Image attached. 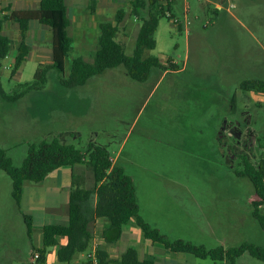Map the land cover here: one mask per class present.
<instances>
[{
	"label": "rangeland",
	"instance_id": "374dc122",
	"mask_svg": "<svg viewBox=\"0 0 264 264\" xmlns=\"http://www.w3.org/2000/svg\"><path fill=\"white\" fill-rule=\"evenodd\" d=\"M181 1L174 5L173 16L183 23ZM188 5V32L170 19L159 20L156 47L144 56L158 58L163 67L153 68L144 82L132 80L118 66L93 76L83 86L67 89L60 84V75L50 71L42 89L14 102L0 96V149L7 152L14 167H20L29 144L57 137L84 152L94 142L106 147L111 161L133 179L143 220L151 227L157 225L167 240L181 239L207 249H230L244 243L264 247V230L253 217L254 207L245 203L259 198L248 179L240 176L243 155L254 166L264 159V94L240 89L243 81L264 82V52L257 44L258 40L264 48V36L249 20L245 19L249 25L244 24L252 36L224 11L213 15L214 6L203 0H188ZM12 6L27 8L21 1ZM15 31L8 24L3 27V33L14 41L1 70V86L7 95L19 93L24 89L19 84L33 80L39 65L35 54L45 64L51 60L50 41L45 44L27 37L30 53L11 76L19 41ZM116 39L122 37L117 33ZM134 41L131 49L125 47L126 55H131ZM79 55L69 52L65 76L72 59H85ZM251 116L253 131L246 128ZM221 140L237 151L235 159L224 158L226 150L217 146ZM90 175L83 186L92 185ZM23 187L26 194L45 190L31 182ZM11 191L10 178L0 170V264H27L32 245L42 237L41 226L62 219L51 221L30 200L18 210ZM58 203L61 210L63 203L60 199ZM258 211L264 217V204ZM23 213L32 217L31 238ZM185 255L191 259L185 264H214L208 258ZM235 264L264 262L243 254Z\"/></svg>",
	"mask_w": 264,
	"mask_h": 264
},
{
	"label": "trees",
	"instance_id": "16d2710c",
	"mask_svg": "<svg viewBox=\"0 0 264 264\" xmlns=\"http://www.w3.org/2000/svg\"><path fill=\"white\" fill-rule=\"evenodd\" d=\"M157 1L136 0L131 9V14L139 18L141 22L132 55H126L124 45L116 40L118 27L109 22H102L98 25L97 49L93 54L92 61L88 62L80 57L72 59L67 76H65V61L73 41L66 31L69 18L64 1L40 0L35 9L15 10L3 16L2 12L9 11V9H0V80L2 63L14 45V41L3 33L6 22L17 24L19 31V41L15 49L11 76L16 74L30 52V47L25 42L29 22L35 21L47 27L51 35V63L39 64L33 80L18 85L24 88L19 93L14 92L7 95L2 89L0 81V96L6 101L14 102L29 91L40 90L45 86L50 71H55L60 75L59 82L62 87L67 89L83 86L93 76L118 66H123L132 80L146 81L153 68H162V66L158 58L145 57L144 52L155 49L154 34L159 20L165 18L166 10L169 11L172 6V3H168L165 8L157 6ZM150 7H153L155 12L150 11ZM146 10L148 11L144 17L143 14ZM123 14V11L117 12V23ZM240 89L244 92L264 94V82L243 81L240 84ZM241 161L243 169L240 176L248 179L254 194L259 198V201L251 202L254 207L253 217L264 230V217L258 211L259 206L264 204V159H261L257 166L252 165L246 155L241 157ZM76 165H84L86 171L91 174L92 185L90 187L81 186L78 177L73 172L68 198V221L65 225L43 227V247L33 249L38 254L36 264H46L48 249L53 247H57V261L70 264L75 254L86 252L89 249L93 239L92 225L99 218L105 221L102 235L107 242L118 239L122 227L133 219L145 239L160 244L165 250L172 253L190 254L197 259L208 258L214 264H235L243 254H248L252 258L264 262V247L253 244L244 243L230 249H224L222 246L207 249L203 245H195L181 239L167 240L139 215L132 178L125 173L122 167L112 163L109 152L102 145L90 142L86 150L81 152L73 145L62 143L57 137L51 140H42L37 144L28 145L26 157L20 167H14L7 152L0 149V170L11 180V197L18 209H20L25 182L38 184L55 170L61 167L73 168ZM22 215L27 235L31 238L32 218L26 214ZM58 237H65L66 245H58ZM96 260V264H109L110 262L102 249H97ZM116 264H154V261L140 260L137 250L134 247H128Z\"/></svg>",
	"mask_w": 264,
	"mask_h": 264
},
{
	"label": "crops",
	"instance_id": "0c3cea01",
	"mask_svg": "<svg viewBox=\"0 0 264 264\" xmlns=\"http://www.w3.org/2000/svg\"><path fill=\"white\" fill-rule=\"evenodd\" d=\"M18 1L23 2V5L27 7L25 9H20V10H30V9H35L40 0H23V1L0 0V9H5V8L9 9V11H3L1 15L3 16L9 14L11 11H15L16 9L14 8V6H12V3ZM63 1L66 6L67 15L69 18V25L66 30L67 35L72 39L73 41L72 45L74 44L73 47L71 46L70 51L75 53V55L82 54L83 57H85V59L87 60L91 58L93 59V54L97 49V38L99 36L98 25L102 22H109L113 26H117L118 34L122 37V40L119 42H121L124 45V49L127 46L129 47V49L132 48L133 40L135 38L136 41L141 25L140 19L131 14V9L135 4L136 0H68V2L66 0ZM203 1H205L208 4H212L214 6V9L210 11L212 12L213 15L218 17L220 12L224 11L231 19L236 20L238 24L241 25L240 27L242 28L243 32L252 36L251 32L249 31V28H247V26H245L244 24V23L248 24L246 20H249L251 21V25L252 23H254L255 24L254 26L257 27V33L261 35V37L264 36V0H203ZM181 2H182L181 5H182L183 13H184V8H187V16H188V10H189L188 0H182ZM177 4H178V0H173L171 9L168 11L169 15H166L165 18L171 20V17H174L173 7L174 5ZM230 9H233L234 12L232 13ZM118 11H123L124 14L120 16L119 22L117 23ZM147 11L148 10L144 11L143 16L146 15ZM31 22H35V21H31ZM31 22H29V28L26 34V39L27 37L28 38L30 37L33 41V38L37 37L38 42L45 44L46 42L50 41L51 35L49 29L46 27V29L44 30L43 25L40 24H36L33 25V27H31L30 25ZM7 24L10 25L12 28H15L16 30L15 33L19 38V31L17 24L12 22H6L4 25L7 26ZM6 26L4 27L6 28ZM177 27L181 29L180 26ZM127 30H129V34H127ZM155 34H154V38H155ZM135 41H134V47H135ZM258 42L259 41L257 40L259 49L264 52L263 44ZM28 46L30 47V45ZM35 55L39 58L38 59L39 64L46 65L44 61L40 59L38 54ZM50 63L51 60L48 64ZM171 63L173 64V67L177 69V63L173 60L171 61ZM161 66L163 67L162 64ZM251 93L263 95L255 92H251ZM229 110H231V106L229 107ZM252 121L253 120L251 116V118H249V122L246 128H249L250 130L253 131V129L250 128ZM217 146L220 149L226 150L225 154L223 155L224 158L229 157L230 160H233L237 157L236 154L237 151L233 152V147L230 146L227 141H222V140L218 141ZM227 148L230 149L227 151ZM239 150L241 149L239 148ZM112 161L113 164L115 165V161L114 160ZM73 172L76 175V177H78V181L79 183H81V186L83 185L82 182L85 181L86 176L90 174L88 171H86L84 165H76L73 168L61 167L55 170L54 172L50 173L43 182L38 183L39 185L45 188L44 192L38 191V193L36 194L35 192L32 194H26L24 192V187H23L20 209L22 206H26L27 202L30 200L36 202L39 205V209L43 211V213H45L51 221H55L56 219H60V218L62 219L61 223H50V224L42 225L41 228L39 229L41 236H42V229L44 226L65 225L67 223L68 198L72 184ZM135 192H136V198H137V203L139 206V214H140L141 205L138 199L136 189ZM59 199L63 203L62 204L63 208L61 210L58 207ZM245 203L251 204L250 201L247 202L245 201ZM104 226H105V221L103 219L99 218L95 220V222L92 225L93 239L91 241L89 249L86 252L75 254L70 264H96L93 261V259L94 257L96 258L97 249H102L103 251H105L110 261L109 264H116V261L120 259L121 255L128 247H134L137 250L140 260H153L154 264H185L191 261L190 257H187V255L185 254L169 252L165 250L163 247L157 245L156 243H152L151 241L145 239L140 229L136 226L133 219L129 220V222L122 227V232L120 237L110 242L105 241V239L103 238L102 232ZM152 227L156 228L158 226L152 225ZM38 242H39L38 244L32 245V250L41 249L43 247L42 237L41 239L38 240ZM57 243L58 245L61 246L66 245L67 239L65 237H58ZM56 249L57 247H53L52 250L47 253L46 264H63V263H59L56 259ZM34 253L36 252L35 251L32 252V256L30 260L27 262V264H36V260L33 259ZM7 264H12V263L9 262Z\"/></svg>",
	"mask_w": 264,
	"mask_h": 264
},
{
	"label": "built area",
	"instance_id": "2783aa9c",
	"mask_svg": "<svg viewBox=\"0 0 264 264\" xmlns=\"http://www.w3.org/2000/svg\"><path fill=\"white\" fill-rule=\"evenodd\" d=\"M173 0H158L157 1V6H162V7H167L168 3H172ZM150 11L155 12V9L153 7L149 8ZM166 15H169L168 11L166 10ZM183 18L184 22L180 23L176 18L171 17V21L173 22L174 25L182 27L183 31L188 32L189 30V22L187 20V8H184V13H183ZM38 258V254L34 253L33 259L36 260ZM93 261L96 263V258L94 257Z\"/></svg>",
	"mask_w": 264,
	"mask_h": 264
},
{
	"label": "flooded vegetation",
	"instance_id": "af4514ba",
	"mask_svg": "<svg viewBox=\"0 0 264 264\" xmlns=\"http://www.w3.org/2000/svg\"><path fill=\"white\" fill-rule=\"evenodd\" d=\"M231 132V131H230ZM232 137H233V135L232 134H230Z\"/></svg>",
	"mask_w": 264,
	"mask_h": 264
}]
</instances>
